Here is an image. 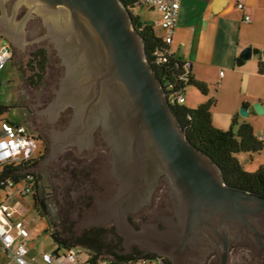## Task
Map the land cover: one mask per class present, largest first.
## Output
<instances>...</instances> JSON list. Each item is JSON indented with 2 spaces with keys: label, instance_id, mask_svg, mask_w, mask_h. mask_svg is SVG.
Listing matches in <instances>:
<instances>
[{
  "label": "water",
  "instance_id": "obj_1",
  "mask_svg": "<svg viewBox=\"0 0 264 264\" xmlns=\"http://www.w3.org/2000/svg\"><path fill=\"white\" fill-rule=\"evenodd\" d=\"M24 1L27 15L15 28L1 16L0 34L19 40L33 11L47 29L64 66L57 104L73 110L60 145L86 146L98 131L111 159L117 189L102 203L106 215L96 227L113 219L123 252L134 243L172 264H196L211 247L218 264H227L233 241L264 256V197L226 186L217 166L184 138L120 1ZM251 55L245 48L238 61ZM159 178L175 218L132 228L126 215L147 203Z\"/></svg>",
  "mask_w": 264,
  "mask_h": 264
},
{
  "label": "trees",
  "instance_id": "obj_2",
  "mask_svg": "<svg viewBox=\"0 0 264 264\" xmlns=\"http://www.w3.org/2000/svg\"><path fill=\"white\" fill-rule=\"evenodd\" d=\"M119 1L130 15L131 26L142 41L145 60L159 82L162 93L166 98H183L182 103L174 101L168 106L184 138L217 166L226 186L264 197V166L259 167L254 173H248L243 170L239 161L242 154L251 158L261 153L264 150V142L255 137L249 123L238 122L236 117L231 120L227 131L214 128L211 119V109L216 104L214 97L206 99L194 108L186 107L184 105L186 89H194L206 97L208 86L194 80L183 60L170 52V44L166 42L162 30L156 28L154 23L140 20L135 11L141 7H137L136 0ZM255 54L258 55L257 72L264 75V50L255 51ZM30 61L37 64L38 71L31 69L28 80L32 83L33 78L38 77L40 81L48 61L46 51L42 48L33 51ZM9 109V106L0 105V122L18 125L2 118ZM36 158L37 156L30 158L18 166L14 164L0 166V191L8 182L15 185L21 182L29 184L28 177L34 178V191L31 194L33 207L39 217H47L50 223L47 233L56 248L65 252L73 248H82L90 263L100 258L124 263L131 259L154 255L137 249L131 253L120 254L123 249L122 238L115 232L113 226L78 227V223L92 209L93 191L96 188L88 168L84 165H68L62 168L60 173L64 186L58 191L60 197L55 202L59 210L56 220L50 219L51 205L46 199L40 198L38 179L33 172H29Z\"/></svg>",
  "mask_w": 264,
  "mask_h": 264
},
{
  "label": "rangeland",
  "instance_id": "obj_3",
  "mask_svg": "<svg viewBox=\"0 0 264 264\" xmlns=\"http://www.w3.org/2000/svg\"><path fill=\"white\" fill-rule=\"evenodd\" d=\"M21 5L31 6L24 0H0V17L4 16L5 20H10L11 25L15 28L18 21L23 18H16ZM135 12L141 21L154 23L156 14L152 13L151 10L142 7L136 9ZM28 18L34 17L29 15ZM42 26L41 23L32 26L31 31L24 33L17 41L13 38L7 39L3 34H0V43L8 44L10 50V58L5 67L0 70V105L10 107L2 118H9L8 120L22 126L29 135L37 140L34 150L37 158L29 172H33L38 179L40 198L46 199L51 205L49 218L56 220L59 207L55 202L60 197L58 191L64 186L63 176L60 172L65 166L84 165L88 168L91 180L96 186L93 191V199L95 195L101 194V199L106 201V198L116 191L117 184L111 177H108L111 159L105 144L99 145L96 151L95 149L89 150L90 152L73 150L74 148L67 144L60 145L61 136L69 127L73 110L70 107H60L57 104V93L64 75V66L53 42L45 33H42ZM41 48L46 51L48 59L45 73L40 81L38 77H34L30 83L28 78L31 75V69H35V72L38 71L37 64L30 61L31 53ZM213 127L222 131H227L230 128L218 116L215 117ZM56 150H58L57 154L54 153ZM242 158L247 161H241L244 171L254 173L259 168L258 160L248 162V156ZM48 164L49 168L45 170L44 166ZM113 185L115 189L109 190L108 187ZM23 187L24 182H21L16 188ZM102 187L104 189L100 191L99 189ZM95 190H97L96 193ZM6 196L10 198V202L6 204L10 220L12 222L19 221L26 228L29 239L32 240L35 254L37 256L44 252L52 254L54 251L52 245L54 244L47 233L50 229V223L47 217L37 215L32 206L31 195L21 196L12 190H1L0 203L4 202ZM164 211H168V206L164 208ZM91 213L95 215L96 210H92ZM149 221H153V219H149ZM96 226L91 221L78 223L79 228ZM102 226H113L115 230L113 222L100 227ZM76 251L78 252V260L85 263L87 258L85 250L77 248ZM140 251L155 254L150 251ZM121 253L128 252L121 251ZM65 264L69 263L66 262ZM210 264H218V258L210 259ZM227 264H264V260L243 248L230 251Z\"/></svg>",
  "mask_w": 264,
  "mask_h": 264
},
{
  "label": "crops",
  "instance_id": "obj_4",
  "mask_svg": "<svg viewBox=\"0 0 264 264\" xmlns=\"http://www.w3.org/2000/svg\"><path fill=\"white\" fill-rule=\"evenodd\" d=\"M237 4H242L243 8L238 9ZM151 12L156 14L155 24L160 16L156 11ZM244 16L249 17L248 23L243 22ZM248 47L252 50L251 57L238 61ZM263 50L264 0H179L170 52L189 64V73L194 80L208 86L206 97L194 89H186L184 105L194 108L214 97L216 104L211 109L212 124L218 116L230 126L231 120L236 117L238 122L249 123L255 137L264 142V75L257 72L258 55L255 54V51ZM257 103L262 104L258 112L255 110ZM242 107L246 108L245 116L239 115ZM246 156H239L241 166L242 162H247L242 158ZM248 158V162L258 160L259 167L264 166V150ZM4 202L9 203L10 198L6 196ZM25 246L28 256L35 258V264H42L29 236ZM52 248L54 253L57 248L55 245ZM64 253L58 250V255ZM0 264H15L1 248Z\"/></svg>",
  "mask_w": 264,
  "mask_h": 264
},
{
  "label": "built area",
  "instance_id": "obj_5",
  "mask_svg": "<svg viewBox=\"0 0 264 264\" xmlns=\"http://www.w3.org/2000/svg\"><path fill=\"white\" fill-rule=\"evenodd\" d=\"M137 7H144L159 13V20L154 24L156 28L162 30L167 43H171V36L174 25L177 20L179 10V0H136ZM238 9H242V4H237ZM249 17L244 16L243 22L248 23ZM10 58L9 46L6 43H0V70H2ZM185 63V62H184ZM189 68V64L185 63ZM189 74V73H188ZM222 74V73H220ZM165 95V94H164ZM165 99L168 104L174 101L183 102V98L174 99L168 97ZM264 107V102H263ZM37 140L29 135L20 125H14L10 122H0V166L7 164L21 165L28 159L35 157L34 150ZM29 184L24 183L23 188H16L17 185L8 182L4 189H11L19 195H31L34 191V178L28 177ZM3 189V190H4ZM6 202L0 203V248L5 252L15 264H35V258L28 256V249L25 241L28 238V232L21 222H12L8 213ZM42 264H52L67 262L69 264H80L78 252L76 249H70L63 255L43 253L40 255ZM86 264H172L166 257L156 255L131 259L124 263L113 261L109 258H100L95 262Z\"/></svg>",
  "mask_w": 264,
  "mask_h": 264
},
{
  "label": "flooded vegetation",
  "instance_id": "obj_6",
  "mask_svg": "<svg viewBox=\"0 0 264 264\" xmlns=\"http://www.w3.org/2000/svg\"><path fill=\"white\" fill-rule=\"evenodd\" d=\"M29 8L30 7L21 5V7H19V10L16 14V18L25 17L29 11ZM33 15H36L35 12H33ZM39 23L43 24L40 17L35 16L34 18H28L24 26V33L31 31L32 26L39 24ZM42 33H47V29L44 26H42ZM102 144H104V142L99 132L95 131L91 134V139L86 146H78L77 144H70V146L71 148H74L73 150H76V151L90 152L89 150L91 151L93 149H95V151L98 150L99 145H102ZM57 153L58 151L56 152V154ZM44 167H45V170H47L49 168V164ZM108 177L109 178L111 177L113 179L111 174H109ZM103 189L104 188L102 187L99 190L102 191ZM108 189L113 191L115 187L113 185L112 187H108ZM96 191L97 190H95V193ZM115 192L116 191H114V193ZM114 193H111L110 196H108L106 199L108 200ZM169 193H170V190L168 188L167 183L162 178H159L157 185L154 187V189L149 194L147 203L141 206V208H139L135 213H128L126 215L125 221L134 229H139L141 225L149 224V223L158 224L161 227V219H165L169 217L175 218V212H174V209H173L170 197H169ZM101 198H102L101 194L95 195L94 197L95 202H93L91 211L96 210V214L93 215L91 211H89L87 214H85L81 222L91 221L95 224L97 221H100L106 215L104 213V208L102 206V203L105 201L102 200ZM167 206H168V211L165 212L164 208H166ZM149 219H153V221H149ZM109 220H110L109 222H113V219H109ZM243 248L248 249L251 253L257 252L258 255H256V257L264 260V256L262 255L260 249L248 247L246 245L239 243L238 241H233L230 243L229 253L232 250L243 249ZM135 249L144 250L139 245L132 243L129 247V250L133 252ZM123 250H126V248L123 247L122 251ZM213 257L218 258L216 247H211L207 252H205V254L203 255V258L196 264H210V259H212Z\"/></svg>",
  "mask_w": 264,
  "mask_h": 264
},
{
  "label": "bare ground",
  "instance_id": "obj_7",
  "mask_svg": "<svg viewBox=\"0 0 264 264\" xmlns=\"http://www.w3.org/2000/svg\"><path fill=\"white\" fill-rule=\"evenodd\" d=\"M69 83L67 82V85H68Z\"/></svg>",
  "mask_w": 264,
  "mask_h": 264
}]
</instances>
